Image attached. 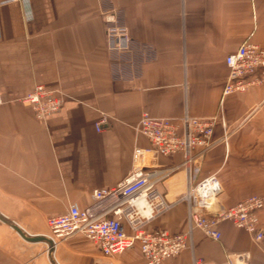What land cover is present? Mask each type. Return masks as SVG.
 Wrapping results in <instances>:
<instances>
[{
  "label": "crops",
  "instance_id": "obj_1",
  "mask_svg": "<svg viewBox=\"0 0 264 264\" xmlns=\"http://www.w3.org/2000/svg\"><path fill=\"white\" fill-rule=\"evenodd\" d=\"M1 1V0H0ZM29 17L17 3L0 5V214L30 236L47 233L46 220L70 206L91 203L94 189H108L131 170L132 150L147 147L134 127L142 112L178 118L187 111L211 117L221 110L214 145L196 159L197 180L215 173L221 191L214 210L251 195H264V83L222 96L225 57L244 42L264 48V0H30ZM127 31L121 50L109 48L104 16ZM41 85L62 100L44 123L19 99ZM101 115L108 126L96 131ZM199 149L194 151L198 153ZM180 155L159 157L158 169L178 165ZM167 201L184 191L178 170L159 183ZM264 230V208L259 211ZM149 229L182 233L179 203ZM221 239L199 231L191 247L163 264L192 258L224 264L228 254L248 252L262 264L264 241L255 245L225 222ZM0 264H145L137 247L103 257L79 234L48 251L23 239L0 219Z\"/></svg>",
  "mask_w": 264,
  "mask_h": 264
},
{
  "label": "built area",
  "instance_id": "obj_2",
  "mask_svg": "<svg viewBox=\"0 0 264 264\" xmlns=\"http://www.w3.org/2000/svg\"><path fill=\"white\" fill-rule=\"evenodd\" d=\"M17 3L24 17H29L30 0H1ZM105 36L110 49L121 50L128 40L124 27L115 23L113 13L104 16ZM226 77L222 96L243 93L249 87L264 83V48L244 42L224 59ZM33 112L35 119L44 123L49 115L57 113L62 100L41 85L34 86L19 99ZM2 98L0 96V105ZM220 123L226 142V128L221 110L211 117H194L185 111L178 118H157L142 112L135 132L148 143L147 147L135 146L132 150V167L128 175L108 189H94L91 203L85 208L70 206L59 216L46 220L47 233L43 235L52 248L69 237L79 234L92 243L103 257L114 258L125 251L138 248L145 264H163L191 247L194 231L219 241L220 225L229 223L248 234L255 245L264 241L258 213L264 208V195H251L231 205L214 210V202L221 191L215 173L197 180L196 159L213 145L215 125ZM108 126V117L101 115L95 123L96 131ZM199 152L194 154V151ZM180 155L178 165L158 169L154 162L159 157ZM178 170L185 175L184 191L173 201H167L159 183ZM185 206L187 228L182 233H170L148 226L173 206ZM192 264H216L203 258H192ZM224 264H251L248 252L228 254Z\"/></svg>",
  "mask_w": 264,
  "mask_h": 264
},
{
  "label": "water",
  "instance_id": "obj_3",
  "mask_svg": "<svg viewBox=\"0 0 264 264\" xmlns=\"http://www.w3.org/2000/svg\"><path fill=\"white\" fill-rule=\"evenodd\" d=\"M0 219L4 222H6L7 224H9L14 230H16V232L23 238V239H26V240H41L43 242L46 243L47 247H48V251L52 249L49 241L46 239V237H44L43 235L42 236H30L26 233H24L19 227H17V225L11 221H9L8 219H6L5 217H3L1 214H0Z\"/></svg>",
  "mask_w": 264,
  "mask_h": 264
},
{
  "label": "rangeland",
  "instance_id": "obj_4",
  "mask_svg": "<svg viewBox=\"0 0 264 264\" xmlns=\"http://www.w3.org/2000/svg\"><path fill=\"white\" fill-rule=\"evenodd\" d=\"M260 261L262 264H264V258L263 257H260Z\"/></svg>",
  "mask_w": 264,
  "mask_h": 264
}]
</instances>
